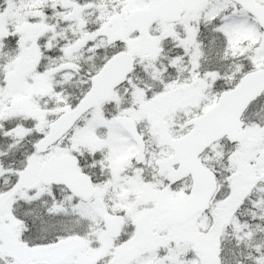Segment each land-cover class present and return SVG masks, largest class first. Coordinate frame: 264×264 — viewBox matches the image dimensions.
Instances as JSON below:
<instances>
[{
	"label": "snow or ice",
	"instance_id": "1",
	"mask_svg": "<svg viewBox=\"0 0 264 264\" xmlns=\"http://www.w3.org/2000/svg\"><path fill=\"white\" fill-rule=\"evenodd\" d=\"M0 264H264V0H0Z\"/></svg>",
	"mask_w": 264,
	"mask_h": 264
}]
</instances>
